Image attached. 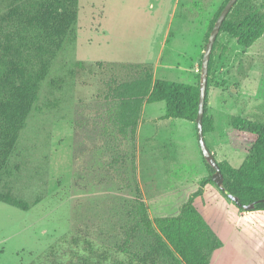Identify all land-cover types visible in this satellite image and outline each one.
<instances>
[{
  "label": "rangeland",
  "instance_id": "obj_1",
  "mask_svg": "<svg viewBox=\"0 0 264 264\" xmlns=\"http://www.w3.org/2000/svg\"><path fill=\"white\" fill-rule=\"evenodd\" d=\"M223 1L78 0L76 39L52 61L0 176V191L41 198L28 211L0 201V264H67L90 248L112 251L134 197L132 165L150 218L166 215L183 187L194 190L211 176L195 123L160 119L162 101L144 104L134 146L122 142L101 95L122 72L95 62L152 61L154 77L196 83L209 23ZM238 3L264 18V0ZM205 100L212 125L206 145L225 169H236L247 147L230 141V117L264 122V32L249 47L219 33ZM198 207L214 218L222 243L209 264H264V212L239 208L214 182L203 187Z\"/></svg>",
  "mask_w": 264,
  "mask_h": 264
},
{
  "label": "trees",
  "instance_id": "obj_2",
  "mask_svg": "<svg viewBox=\"0 0 264 264\" xmlns=\"http://www.w3.org/2000/svg\"><path fill=\"white\" fill-rule=\"evenodd\" d=\"M226 2L223 1L211 19L209 32ZM77 15L78 0H0V176L38 100L40 85L48 76L52 61L66 41L76 39ZM221 32L235 39L238 45L249 47L264 32L263 15L254 8L244 10L237 0L223 19L217 36ZM74 64L83 67L81 60ZM95 65L100 70L122 72L106 81L101 91L107 101L106 118L122 142L128 140L134 146L144 104L162 101L164 113L160 119L182 118L194 122L198 81L189 84L154 77L151 62L96 61ZM202 124L204 134L211 130L206 104ZM229 126L230 141L246 146L247 153L236 169H225L218 162L223 184L241 204L260 200L246 211L264 212V122L231 116ZM206 167L213 171L207 164ZM131 174L134 197L126 208L127 213L120 218L121 242L112 251L107 248L96 252L90 248L89 255L67 264H209L212 253L222 244L213 229L214 218L204 216L198 207L203 187L213 182L211 176L202 179L194 190L183 187L166 215L150 218L136 182L135 165ZM40 200L35 197L29 202L9 190L0 191L1 202L23 211ZM261 244L264 246V238Z\"/></svg>",
  "mask_w": 264,
  "mask_h": 264
},
{
  "label": "water",
  "instance_id": "obj_3",
  "mask_svg": "<svg viewBox=\"0 0 264 264\" xmlns=\"http://www.w3.org/2000/svg\"><path fill=\"white\" fill-rule=\"evenodd\" d=\"M237 0H227L221 11L219 12L218 16L216 17L212 28L208 34L207 41L205 43V47L202 52V56L200 59V66H199V98H198V108L197 114L194 120L195 127H196V135L199 144V148L202 154V157L205 163L210 166L213 170L211 174V180L216 184V186L229 198L231 199L236 205L241 207L243 210H251L255 204L259 203L260 200L251 202L249 204H241L239 199L236 195L231 193L223 184V175L220 171L218 162L216 161L214 155L209 150L206 145L204 139V132H203V124L202 118L204 114V104H205V96H206V87H207V76H208V62L210 58V54L212 51L213 43L216 39L218 34L220 25L225 18L226 14L230 10V8L234 5Z\"/></svg>",
  "mask_w": 264,
  "mask_h": 264
},
{
  "label": "crops",
  "instance_id": "obj_4",
  "mask_svg": "<svg viewBox=\"0 0 264 264\" xmlns=\"http://www.w3.org/2000/svg\"><path fill=\"white\" fill-rule=\"evenodd\" d=\"M168 27V26H167ZM166 29H168V28H166ZM167 31V30H166ZM165 33V32H164ZM151 63L153 64V62L151 61ZM153 68H154V64H153Z\"/></svg>",
  "mask_w": 264,
  "mask_h": 264
}]
</instances>
